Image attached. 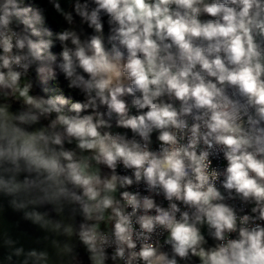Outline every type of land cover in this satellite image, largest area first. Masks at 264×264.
Wrapping results in <instances>:
<instances>
[{"label": "clouds", "instance_id": "clouds-1", "mask_svg": "<svg viewBox=\"0 0 264 264\" xmlns=\"http://www.w3.org/2000/svg\"><path fill=\"white\" fill-rule=\"evenodd\" d=\"M49 3L57 33L30 0H0V99L22 101L0 104V197L54 231L39 209L74 205L82 222L64 232L90 264H264V0ZM33 66L83 99L33 94Z\"/></svg>", "mask_w": 264, "mask_h": 264}, {"label": "water", "instance_id": "water-1", "mask_svg": "<svg viewBox=\"0 0 264 264\" xmlns=\"http://www.w3.org/2000/svg\"><path fill=\"white\" fill-rule=\"evenodd\" d=\"M1 102L0 104H4ZM9 104L8 102H6ZM10 105V104H9ZM10 110L14 113L22 111L11 106ZM39 126H43L41 123ZM68 218H61V224H64ZM75 227V226H74ZM74 229V228H73ZM11 239L13 246H9L4 241ZM69 245L71 253H65V263H62L60 250L54 244V241L46 229L23 218L21 212L14 211L9 204L7 197H0V264H21L23 256L15 257L9 261L8 257L12 254L14 247H23L25 252L30 249L46 251L48 253V264H74V258L78 251V245L73 242L72 235H65L63 247Z\"/></svg>", "mask_w": 264, "mask_h": 264}, {"label": "trees", "instance_id": "trees-1", "mask_svg": "<svg viewBox=\"0 0 264 264\" xmlns=\"http://www.w3.org/2000/svg\"><path fill=\"white\" fill-rule=\"evenodd\" d=\"M31 6L33 9L39 10L42 15L45 17V27L49 28L53 33L59 32L63 27H67L66 23L63 21V18L59 16L53 9L52 5L49 3V0H30ZM61 6L66 10H71V6L68 3V0H60ZM94 5L90 4L89 8L91 9ZM75 15V14H74ZM104 21V35L106 43L108 36L110 35L109 25L107 23V18L102 17ZM75 22L78 26L83 27L84 31L88 34H92V30L87 28V25H80V18L76 17ZM55 39V36L53 37ZM111 47V45H108ZM62 51L61 46L58 41L55 42V45L52 49L53 54L57 56L59 60V53ZM31 75L34 78V89L36 92L44 97H54L59 94H63L65 97L69 98L72 102L77 100H82L83 97L78 90H72L68 88V82L64 79L63 74L59 73L57 70V78L55 81L48 79L42 82V78L38 77L35 71V66L30 70ZM131 98H129L130 100ZM43 126L47 124V121L41 120L40 122ZM130 132V130H127ZM195 260V258L193 259ZM74 264H90L88 259V254L81 244L79 252L74 259Z\"/></svg>", "mask_w": 264, "mask_h": 264}, {"label": "bare ground", "instance_id": "bare-ground-1", "mask_svg": "<svg viewBox=\"0 0 264 264\" xmlns=\"http://www.w3.org/2000/svg\"><path fill=\"white\" fill-rule=\"evenodd\" d=\"M39 210L41 212H48L49 213V217L54 222H60L61 218H63L64 216H66L68 218V220L66 222H64V224H61V222H60L61 227H60V229L58 231L47 229V231L50 234V236L52 237L53 241L56 242L55 243L56 246L60 250L62 263H65V261H66L65 252L62 251V249H63V241H64L65 235H66L65 232H64V229L69 227V226L74 228V226L76 225L75 215L74 214L65 213L64 210H62L61 212H57L51 206H46V207L40 208Z\"/></svg>", "mask_w": 264, "mask_h": 264}, {"label": "rangeland", "instance_id": "rangeland-1", "mask_svg": "<svg viewBox=\"0 0 264 264\" xmlns=\"http://www.w3.org/2000/svg\"><path fill=\"white\" fill-rule=\"evenodd\" d=\"M33 94L39 95L34 88H33ZM0 101L1 102H5V103L8 102L11 106L17 107V108L22 110V101L21 102H17V101H14V100L4 101L2 99H0ZM35 127L36 128H40L41 126H39L37 124ZM66 147H69V145H66ZM63 210H64L65 213H69V214H74L75 215L76 225H75L74 229H77L79 224L82 222V216H81L78 208H76L74 205L71 206L70 204H65V206L63 207ZM72 240H73L74 243H76L78 245V248H80L81 242L79 241V239L77 238V236L74 233L72 234ZM209 243L210 244L213 243V241L210 238H209Z\"/></svg>", "mask_w": 264, "mask_h": 264}, {"label": "built area", "instance_id": "built-area-1", "mask_svg": "<svg viewBox=\"0 0 264 264\" xmlns=\"http://www.w3.org/2000/svg\"><path fill=\"white\" fill-rule=\"evenodd\" d=\"M29 78H30L32 81H34V78H33V76L31 75V72H29ZM114 128H115V125H114ZM118 130L121 131V132H127V134L129 135V137L132 136L131 131L128 132V131L125 130V129H118ZM153 140H154V146H155V136L153 137ZM213 165L216 166V167H218V168H221V169H222L223 167L226 166V161L223 160V157H222V155H221V156H219V157L213 159ZM117 171H118V173H120V174H130V172H129L128 170L124 169L122 165H121V166H118ZM131 190H136V188L134 187V188L131 189ZM140 190L143 192V186H140ZM221 191H223V189H221ZM144 194H147V193L145 192ZM157 201H158V202H161V203H164V204L166 205V201L163 200V197H162V196L157 197ZM229 203H235V204L237 205V207L240 206V202H239L238 200H237V201H229ZM163 238H164L163 236L160 237L161 241L163 240ZM109 252H111V249H109ZM193 259H194V258H193Z\"/></svg>", "mask_w": 264, "mask_h": 264}, {"label": "crops", "instance_id": "crops-1", "mask_svg": "<svg viewBox=\"0 0 264 264\" xmlns=\"http://www.w3.org/2000/svg\"><path fill=\"white\" fill-rule=\"evenodd\" d=\"M74 147V145H69V148ZM109 264H111V261H109Z\"/></svg>", "mask_w": 264, "mask_h": 264}, {"label": "flooded vegetation", "instance_id": "flooded-vegetation-1", "mask_svg": "<svg viewBox=\"0 0 264 264\" xmlns=\"http://www.w3.org/2000/svg\"><path fill=\"white\" fill-rule=\"evenodd\" d=\"M78 252H79V249H78V251H77V254H78ZM77 254H76V256H77ZM76 256H75V257H76ZM74 259H75V258H74Z\"/></svg>", "mask_w": 264, "mask_h": 264}]
</instances>
